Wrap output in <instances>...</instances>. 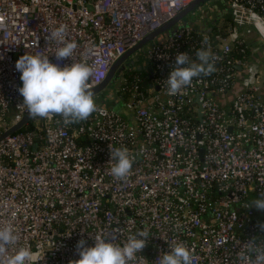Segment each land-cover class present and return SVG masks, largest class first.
I'll use <instances>...</instances> for the list:
<instances>
[{"label": "built area", "instance_id": "1", "mask_svg": "<svg viewBox=\"0 0 264 264\" xmlns=\"http://www.w3.org/2000/svg\"><path fill=\"white\" fill-rule=\"evenodd\" d=\"M194 1L0 0V136L26 112L15 68L20 56H47L61 68L86 63L91 90L118 58ZM223 2L228 20L203 4L190 14L197 29L182 22L148 46V87L124 73L115 93L127 116L96 103L86 121L65 126L58 115L35 118L26 131L0 140V228L18 236L9 254L25 247L29 264H71L81 239L87 247L100 237L122 245L142 229L149 237L132 264H159L174 244L190 250L192 264H253L264 253V211L248 207L264 192V73L237 57L255 51L252 32L264 42V0ZM61 26L77 47L58 61L62 45L48 37ZM200 49L214 57L215 71L168 95L177 53L199 63ZM237 67L242 92L222 105L216 97L237 86ZM115 148L134 161L122 181L110 172Z\"/></svg>", "mask_w": 264, "mask_h": 264}, {"label": "clouds", "instance_id": "2", "mask_svg": "<svg viewBox=\"0 0 264 264\" xmlns=\"http://www.w3.org/2000/svg\"><path fill=\"white\" fill-rule=\"evenodd\" d=\"M67 30L61 26L50 32L49 40L62 46L55 51L58 61L71 58L77 47L75 42L66 40ZM199 63L193 62L186 52L177 53L175 66L167 80V94L176 95L192 84L193 78L211 75L215 71L214 57L209 51L200 49L196 52ZM21 73L22 87L18 92L23 97V106L30 118H48L60 116L65 126L86 121L97 105L89 80L93 69L86 63H72L61 68L51 63L47 56L24 54L15 63ZM133 159L127 149L110 150V172L115 180H124L129 175ZM248 207L264 211V192L252 200ZM264 230V224L260 225ZM149 234L139 230L127 237L121 244L106 242L103 237L95 239V245L86 246L81 239L77 243L79 259L71 264H132L145 247ZM18 236L11 227L0 228V264H29L32 252L20 247L14 254H9V246L15 245ZM170 250L162 254L159 264H192L193 256L184 244L169 246ZM253 264H264V253H258Z\"/></svg>", "mask_w": 264, "mask_h": 264}, {"label": "water", "instance_id": "3", "mask_svg": "<svg viewBox=\"0 0 264 264\" xmlns=\"http://www.w3.org/2000/svg\"><path fill=\"white\" fill-rule=\"evenodd\" d=\"M214 1H217V2L220 1L221 3L224 4L223 0H195L185 10H183L181 13H179L173 20H171L167 24L163 25L157 31L149 34L141 42H139L136 46H134L133 48L129 49L124 55H122L120 58H118L115 61V63L113 64V66H112V68H111L106 80L100 86H98V87H96L94 89H91L93 91V94L95 95V94H98L99 92H101L107 86V84H108V82L110 80L111 81L114 80V79L117 80L119 78V76H118L119 67L127 59H129L133 54L138 52L142 47L152 43L158 37H160V41H162V40H164L165 37H167L169 35H172L175 32L176 28L179 25H181L182 19H183L184 16H187V15H190L191 13H194L203 4H210L211 7H212L213 6L212 3ZM255 60H256L257 64L259 63L260 66L264 67V49L261 48L258 51H256ZM236 69H237L238 72H242V68L241 67H237ZM242 79H243V74H241L237 78V86L238 87H240ZM262 94H264V80L262 82ZM106 103L109 104L108 101H106ZM115 104H117V101L115 102ZM123 115L127 116L128 113L124 110V114ZM32 119L33 118H30V116L27 114V111H26L23 114L22 119L17 124L13 125L9 130L4 132L0 136V140L4 139L5 137H7L9 135L14 134L15 132L20 131Z\"/></svg>", "mask_w": 264, "mask_h": 264}, {"label": "rangeland", "instance_id": "4", "mask_svg": "<svg viewBox=\"0 0 264 264\" xmlns=\"http://www.w3.org/2000/svg\"><path fill=\"white\" fill-rule=\"evenodd\" d=\"M223 7H221V10ZM223 13V11H222ZM197 18V15L194 17L191 15L184 16L182 19V22L185 23V25H188L190 28L197 29L199 27L198 19L195 21ZM194 19V20H193ZM207 26L206 25H201L202 30H206ZM156 41H160V37L156 38L152 43H155ZM152 43L145 45L142 47L138 52L133 54L129 59H127L118 69V76L119 78L117 80H112L109 82V84L98 94L94 95V100L95 103H101L105 105L106 107H110V109L114 110L116 113L123 115L124 114V103L123 101L117 96L115 93L117 89V85L120 82L121 77L124 75V73L127 70L134 71V70H141V69H147L150 68V63L147 60L146 56V49L148 48L149 45ZM256 45L260 46L259 48L264 49V42L261 40H257ZM249 63L257 64L255 60V54L253 53L251 60L248 61ZM259 64V63H258ZM264 76L261 75L259 77V80L262 81V78ZM108 101L109 104L106 103ZM117 101V104L115 102ZM12 115H9L11 117ZM258 197H253L252 200L256 199Z\"/></svg>", "mask_w": 264, "mask_h": 264}, {"label": "trees", "instance_id": "5", "mask_svg": "<svg viewBox=\"0 0 264 264\" xmlns=\"http://www.w3.org/2000/svg\"><path fill=\"white\" fill-rule=\"evenodd\" d=\"M228 22L227 24H224L222 26V35L224 36L225 35V32H226V28L228 27ZM252 53H251V50L249 49L245 54H239L237 55V57L239 58H244L245 61L247 63H249L248 61L251 60V57H252ZM240 72H237V76H240ZM129 77L131 76H136L140 82H142L144 84L145 87H148L149 84H150V81L152 79L151 77V71L148 70V69H141V70H134V71H131L129 74H128ZM242 92V88L241 87H238L236 86L234 89L226 92V93H223V94H220L216 97V100L218 102H220L222 105H226L228 104V102L233 98L235 97L237 94L241 93ZM29 128V126H26L24 128H22L20 131H26L27 129Z\"/></svg>", "mask_w": 264, "mask_h": 264}, {"label": "crops", "instance_id": "6", "mask_svg": "<svg viewBox=\"0 0 264 264\" xmlns=\"http://www.w3.org/2000/svg\"><path fill=\"white\" fill-rule=\"evenodd\" d=\"M213 13H214V17L219 19H229L228 16V9L226 8L225 4L221 3L220 1H214L213 3ZM221 7H223V9L221 10ZM223 11V13H222ZM208 29V28H207ZM247 40L249 42V45L251 47V49H253V53L256 54V51H258L260 48V46L256 45V41L258 40L255 33L252 32L251 34L247 35ZM252 53V54H253ZM148 69V68H147Z\"/></svg>", "mask_w": 264, "mask_h": 264}, {"label": "flooded vegetation", "instance_id": "7", "mask_svg": "<svg viewBox=\"0 0 264 264\" xmlns=\"http://www.w3.org/2000/svg\"><path fill=\"white\" fill-rule=\"evenodd\" d=\"M262 68H263V73H264V67H262ZM110 81H111V80H110ZM110 81H109V82H110ZM109 82H108V84H109ZM108 84H107V85H108Z\"/></svg>", "mask_w": 264, "mask_h": 264}]
</instances>
